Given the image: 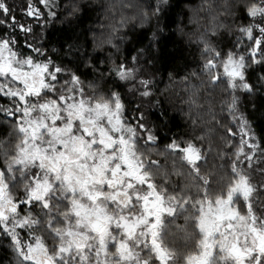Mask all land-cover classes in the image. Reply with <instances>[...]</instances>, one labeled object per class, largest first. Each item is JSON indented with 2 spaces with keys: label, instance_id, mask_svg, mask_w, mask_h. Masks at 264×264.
Here are the masks:
<instances>
[{
  "label": "snow or ice",
  "instance_id": "1",
  "mask_svg": "<svg viewBox=\"0 0 264 264\" xmlns=\"http://www.w3.org/2000/svg\"><path fill=\"white\" fill-rule=\"evenodd\" d=\"M92 6L26 0L25 22L0 0L15 29L0 30L9 264H264V0H202L197 30L180 26L199 58L180 79L188 130L172 135L151 109L173 0L105 7L99 35L75 24ZM57 22L59 47L44 39Z\"/></svg>",
  "mask_w": 264,
  "mask_h": 264
},
{
  "label": "trees",
  "instance_id": "2",
  "mask_svg": "<svg viewBox=\"0 0 264 264\" xmlns=\"http://www.w3.org/2000/svg\"><path fill=\"white\" fill-rule=\"evenodd\" d=\"M8 2L13 5L14 14L18 20L27 22L29 18L22 11V8L26 4V0H8ZM132 2L136 3L138 0H132ZM201 2L202 0H191V6H189V0H173L175 7L169 11L168 15L162 21V23L167 24V28L160 42L162 55L158 53V56H161V58L155 66L156 83L154 85L155 94L153 97L154 100H159L160 104L152 108L151 112L158 114L161 108H166L168 110L169 116L173 118L172 123L169 125L172 131L169 132L168 135L177 132L183 133L188 130V125L190 123L186 115L188 111L187 106L182 103L185 99V95L184 85L180 82V79L185 75L186 71L196 66L195 61L199 58V52L194 43L189 45V37L181 33L180 26L182 24L185 26L184 31L186 33L195 32L197 30L195 24L188 23L187 17L193 15L192 9H198ZM92 4L93 6L86 10L85 13L82 14L81 20L75 22V24L79 32L91 28L99 35V32L102 31L100 25L111 23L110 19L105 18V7H109L110 11L119 10L121 0H92ZM128 14L130 15L131 13ZM241 19H243L242 16ZM200 23L202 25L204 21L201 20ZM66 27V24H60L59 22H57L55 27L49 26L44 31V39L48 41L49 44L59 47V44L63 43V40L60 39L61 34L58 30ZM0 30L15 31V29L11 27L10 18L7 25H0ZM133 34L132 32L129 33V35ZM148 34L150 35V33ZM17 35L19 36L21 45H23L24 34L18 32ZM88 39V47L91 48V33H89ZM135 39H141L138 32L135 33ZM58 40L59 43H57ZM225 40H227V37H225ZM143 43H147L146 38L143 39ZM135 46L141 47L142 45L141 43H136ZM169 72L175 74L172 80L169 79ZM3 102L5 101L0 100V103ZM255 119L257 120L258 126H264V118H262L259 113L256 114ZM0 134H6V130L0 128ZM11 260L12 254L7 248L6 242L0 241V264H9Z\"/></svg>",
  "mask_w": 264,
  "mask_h": 264
}]
</instances>
